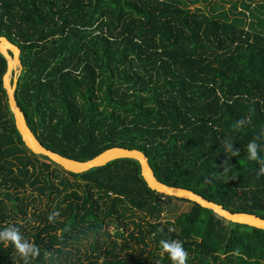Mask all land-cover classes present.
Wrapping results in <instances>:
<instances>
[{
    "label": "trees",
    "instance_id": "16d2710c",
    "mask_svg": "<svg viewBox=\"0 0 264 264\" xmlns=\"http://www.w3.org/2000/svg\"><path fill=\"white\" fill-rule=\"evenodd\" d=\"M1 36L20 50L15 100L46 149L76 161L139 150L159 182L264 219V0H0ZM5 71L0 55V229L16 226L39 252L25 261L0 244V264H171L161 239L182 242L185 264H264L260 229L191 202L162 221L188 201L147 188L136 161L73 174L33 155L14 128ZM252 140L259 160L247 159ZM132 242L139 255L120 257Z\"/></svg>",
    "mask_w": 264,
    "mask_h": 264
},
{
    "label": "water",
    "instance_id": "95a60500",
    "mask_svg": "<svg viewBox=\"0 0 264 264\" xmlns=\"http://www.w3.org/2000/svg\"><path fill=\"white\" fill-rule=\"evenodd\" d=\"M0 55L6 62V71L2 76V88L5 91L8 109L13 118L14 128L17 131L23 146L35 156L45 157L48 161L60 167L62 170L81 174L90 169L102 167L107 163L118 159H130L136 161L139 166L140 177L147 188L163 196L182 199L208 209L218 218L226 222L245 225L264 231V219L249 213H233L224 209L221 205L213 203L195 194L194 192L168 186L159 182L148 165L146 156L139 150L113 147L106 149L86 161H76L54 153L40 144L32 131L25 123L23 113L15 100L16 84L22 71L19 60L20 50L5 37H0ZM17 74V78L14 75Z\"/></svg>",
    "mask_w": 264,
    "mask_h": 264
},
{
    "label": "clouds",
    "instance_id": "9594fccd",
    "mask_svg": "<svg viewBox=\"0 0 264 264\" xmlns=\"http://www.w3.org/2000/svg\"><path fill=\"white\" fill-rule=\"evenodd\" d=\"M244 123L243 120H238L236 125H242ZM223 147L226 152H230L232 157H236L238 154V149L233 148V143L228 139L223 141ZM247 159L248 160H259L257 153V144L255 140L249 141L246 145ZM259 173H264V160H260V167L258 168ZM58 213L56 211H52L47 219L52 221L54 217H56ZM0 244L4 246L11 245L18 256L25 261L29 257H36L38 255L39 249L36 245L24 239L20 231L16 226L9 225L8 227L0 229ZM160 248L163 253L167 254V258L171 262V264H185L187 258V252L184 250L182 246V242L178 240H168L161 239L159 241Z\"/></svg>",
    "mask_w": 264,
    "mask_h": 264
},
{
    "label": "rangeland",
    "instance_id": "374dc122",
    "mask_svg": "<svg viewBox=\"0 0 264 264\" xmlns=\"http://www.w3.org/2000/svg\"><path fill=\"white\" fill-rule=\"evenodd\" d=\"M227 6V5H226ZM17 74H15L14 75V77L15 78H17ZM39 160L40 161H42V162H44V163H46V164H48V162L47 161H45L44 159H42L41 157H39ZM59 174L61 175V176H63V177H67L68 175L67 174H65L64 172H61V171H59ZM68 178H70L69 176H68ZM30 192V189H27V191H26V194H28ZM2 193H3V191H2V189H0V198H2ZM38 197V196H37ZM46 203H47V198H45V197H41V196H39V198H36V202H35V205H37L38 207H39V209L40 210H42L45 206H46ZM5 206H6V208H7V211L8 210H10V203H5ZM36 206V207H37ZM189 208H190V204H189V202H173L170 206H168V210L167 211H165L164 213H163V215L161 216V219H162V221H164V220H166V219H168V218H170V220H172L173 219V217L176 215V214H178V213H181V212H185V211H187V210H189ZM9 212V211H8ZM31 212V211H30ZM28 214H29V211L28 210H26V215L28 216ZM136 216H137V218L139 217V215H137L136 214ZM20 218H19V220H18V222H21L22 223V221H21V219L23 218V216H19ZM26 217V216H25ZM36 225V224H35ZM108 230H109V232L111 233L113 230H115L114 229V227L113 226H110L109 228H108ZM4 246V245H3ZM140 248H142L141 247V245H140V243H137V242H132V243H130V249L127 251V250H125V251H122V252H118L119 254H120V257H127V254H129V253H132V254H135V255H139V249ZM79 253H81V254H79L78 256L79 257H81V260H82V262L83 263H87V260L85 259V257L88 255V253H89V242H84V243H82L81 245H79ZM152 250H154V247H153V243H150V244H148V246H147V248H146V252H145V254L148 252V251H152ZM74 255H76V253H75V251L73 250V252H72ZM145 254H143V257L145 256Z\"/></svg>",
    "mask_w": 264,
    "mask_h": 264
},
{
    "label": "flooded vegetation",
    "instance_id": "af4514ba",
    "mask_svg": "<svg viewBox=\"0 0 264 264\" xmlns=\"http://www.w3.org/2000/svg\"><path fill=\"white\" fill-rule=\"evenodd\" d=\"M23 116H24V114H23ZM24 120H25V118H24ZM25 123H26V121H25ZM27 125V124H26ZM65 204V203H64ZM63 204H60V206H62ZM34 207H36V206H34ZM33 207V208H34ZM31 206H29L28 208H27V210L29 211V214H28V216H30V214L34 211V209H33ZM37 208V207H36ZM44 209V208H43ZM31 211V212H30ZM38 211H40V209L38 208ZM59 212V211H58ZM20 216V215H19Z\"/></svg>",
    "mask_w": 264,
    "mask_h": 264
},
{
    "label": "bare ground",
    "instance_id": "6f19581e",
    "mask_svg": "<svg viewBox=\"0 0 264 264\" xmlns=\"http://www.w3.org/2000/svg\"><path fill=\"white\" fill-rule=\"evenodd\" d=\"M20 109V108H19Z\"/></svg>",
    "mask_w": 264,
    "mask_h": 264
}]
</instances>
